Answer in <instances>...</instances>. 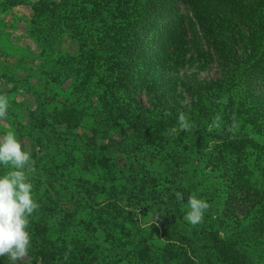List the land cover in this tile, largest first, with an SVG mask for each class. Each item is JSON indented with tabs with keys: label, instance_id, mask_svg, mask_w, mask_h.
Listing matches in <instances>:
<instances>
[{
	"label": "rangeland",
	"instance_id": "374dc122",
	"mask_svg": "<svg viewBox=\"0 0 264 264\" xmlns=\"http://www.w3.org/2000/svg\"><path fill=\"white\" fill-rule=\"evenodd\" d=\"M112 2L0 0V91L20 107L17 118L26 151L34 150L31 135L41 133L35 149L55 155L56 161L43 174L60 191L62 200L55 202L60 217L83 206L106 211L114 201L116 194L111 190L116 182L129 180L133 173L161 172L164 161H170L171 154L165 151L170 135L173 139L185 133L192 137V144L176 146L189 158L171 157L174 163L188 165L186 177L195 188L190 194L210 205L204 213L206 225L224 237L238 236L247 245L253 263L264 264V233H254L253 225L264 205V104L260 99L264 81L250 76L256 67L253 63L260 65L264 60V44L258 45L254 55L245 40L237 41L232 62L239 69L237 75L234 81L221 79L226 62L215 53L218 44H198L177 33L172 27V10H158L136 22L132 16L119 18ZM244 2L251 6L256 23L262 24L264 0ZM145 4L141 0L130 9L135 12ZM198 82L208 84L199 86ZM225 98L227 103H218ZM117 99L132 103L133 111L145 110L151 131L154 125L172 132L127 141L126 160L108 155L107 150L121 138L103 103ZM214 105L220 112L232 107L234 113L254 114L250 119L245 116L246 127L251 126L244 138L250 141V137L251 142L223 159L214 156L219 144L214 131L218 128L209 127L216 116ZM29 109H34L36 122L27 116ZM180 113L193 125L191 131H178ZM52 117L62 124H55ZM43 121L51 124L42 127ZM102 155L112 158L109 165H116L110 172L97 163ZM227 167L235 168L231 178L223 173ZM236 179L243 185L241 193L227 187ZM186 205L183 209L189 211ZM79 214L71 228L80 237ZM148 215L140 217L142 230L153 223ZM55 222H59L56 217ZM122 226L125 224L118 225L115 236H130ZM108 252L113 264H124L122 251L114 247ZM18 264L40 263L29 252Z\"/></svg>",
	"mask_w": 264,
	"mask_h": 264
},
{
	"label": "trees",
	"instance_id": "16d2710c",
	"mask_svg": "<svg viewBox=\"0 0 264 264\" xmlns=\"http://www.w3.org/2000/svg\"><path fill=\"white\" fill-rule=\"evenodd\" d=\"M140 1L113 0L112 7L119 18L132 16L136 22L143 21L146 15L157 13L158 10H172L174 12L172 27L177 33L197 40L198 44L201 41L218 44L215 53L220 57L219 60L226 62L221 79L229 78L234 81L237 75L236 71L239 69L232 63L236 54L237 41L241 43L245 40L254 55L258 53V45L264 44V21L262 24L256 23L251 6L244 0H145L144 7H138L135 12L132 11L130 5H136ZM181 8L184 10L182 13ZM105 11L106 6L103 8V12ZM253 64L256 67L253 68L254 72L250 73V76H258L263 83L264 60L260 65L255 62ZM259 66H262L261 70H258ZM206 84L208 83L198 82L199 86ZM0 95L5 94L0 91ZM263 98L264 94L260 98L264 104ZM103 105L105 112L110 114L113 126L119 130L121 138V141L107 150V154L115 155L114 158L119 161L126 160L127 156L123 154L128 146L127 141L143 139L148 134L150 138V133L170 134L172 132L170 129L163 130L154 125L151 131L150 121L145 115L147 112L143 109L140 112L133 111L132 103L117 99L105 100ZM214 106L215 114L221 116L220 127L214 131L219 142L214 156L223 159L226 155L237 153L243 148L245 142H251L250 137L247 138L250 141L244 138L248 127L251 126L246 127L245 116L250 119L254 114H247L246 111L234 113L232 107L220 112L218 105ZM202 107L200 105V108ZM19 109L16 103L9 102L7 117L0 120V136L13 132L17 140L21 142L23 150L26 151L21 125H18ZM35 114L34 109H29L27 116L36 122L38 119ZM233 115L239 124L235 134L228 131L233 122ZM51 120L56 121L55 124H62L57 121V117H52ZM43 122L42 127H49L51 124ZM7 124L9 127H6ZM40 132L45 134L44 131ZM40 134L31 135L34 150L30 152V156L35 161L36 171L28 177L33 185L32 197L39 204V208L29 217L30 223L27 229L31 236L29 252L40 264H113L109 259L108 251L114 247L124 253V258L121 260L124 264H254L247 245L238 236H222L211 226L206 225L204 218L202 223L195 226L184 220L187 213V210L183 209L187 206L186 196L191 195L195 188L186 177L188 165L174 163L175 159L171 156L179 154L180 158L182 156L187 160L189 154L185 150L180 153L176 145L186 142V146H183L186 148L188 144H192V137L187 138L186 134L182 133L172 139L170 135L165 147V151L169 150L171 154L170 161H167L169 159L164 161L161 172L151 171L145 175L133 173L129 180L121 178L115 183L116 187L111 190V193L116 195L106 211H95L90 206L88 208L83 206L78 211H65L60 217L55 205L56 201L62 200L60 191L43 174L45 169L50 168L56 161L55 155L48 154L41 148L35 149L36 137ZM111 159L102 155L97 163L110 172L116 167L115 164H108ZM129 163L133 164L132 161ZM9 170L8 167L0 165V176L7 174ZM234 171L235 168L227 167L223 173L231 178L234 176ZM85 183L88 185L89 182L85 181ZM227 187L236 193L243 192L241 191L243 185L237 179L234 184ZM88 190L86 189L85 192ZM176 192L182 193L183 200L176 199ZM246 195L247 193H244V196ZM107 199L111 197L107 196ZM50 210L54 215H51ZM79 212L77 226L79 232L83 233L80 237L74 235L71 228L76 220L74 217ZM148 213L150 214L148 216H152L153 223L148 229L142 230L140 217ZM55 217L59 219V222H55ZM121 223L125 224L121 229L131 232L130 236L126 238L115 236L118 225ZM253 225L254 233L258 232L259 235L264 233V205H261L257 221ZM13 263L18 264V261H10L7 256L0 257V264Z\"/></svg>",
	"mask_w": 264,
	"mask_h": 264
},
{
	"label": "clouds",
	"instance_id": "9594fccd",
	"mask_svg": "<svg viewBox=\"0 0 264 264\" xmlns=\"http://www.w3.org/2000/svg\"><path fill=\"white\" fill-rule=\"evenodd\" d=\"M227 103L225 98L218 103ZM9 109V100L6 95H0V120L6 119ZM169 113L165 111L164 115ZM178 131L189 132L193 125L188 117L180 113L178 118ZM232 124L228 131L235 134L238 130L236 117L233 115ZM221 116L214 117L213 125L220 127ZM174 131H176L174 129ZM0 165L8 167L7 174L0 176V257L7 256L11 261L23 260L29 254L31 236L27 231L29 217L39 208V204L32 197L33 185L29 182V174L36 171L35 161L31 159L30 152L23 150L22 144L13 132L0 136ZM176 199L183 200L180 192L175 193ZM188 208L184 220L195 226L203 222L204 213L210 205L199 199L195 194L189 196Z\"/></svg>",
	"mask_w": 264,
	"mask_h": 264
}]
</instances>
